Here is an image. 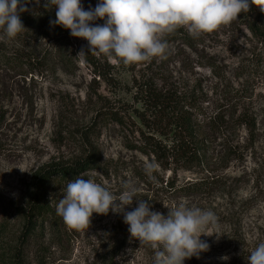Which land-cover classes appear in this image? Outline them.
<instances>
[{
  "label": "rangeland",
  "instance_id": "rangeland-1",
  "mask_svg": "<svg viewBox=\"0 0 264 264\" xmlns=\"http://www.w3.org/2000/svg\"><path fill=\"white\" fill-rule=\"evenodd\" d=\"M99 2L81 0L85 10ZM19 15L25 28L15 38H7L0 29L4 55L0 53V258L4 254L7 264L14 259L20 264H41V258L46 264H104L110 244L126 230L127 245L113 264H154V250L131 237L123 213H93L89 227L79 231L69 229L58 216L57 226L47 221L43 229L24 239L25 221L19 209L33 174L49 163L92 153L99 165L79 176L106 185L117 196L124 181L132 180L140 188L126 211L134 210L143 199L151 210L165 216L169 209L164 203L171 206L181 201L216 214L218 228L207 231H218L220 238L202 235L210 250L199 258H186L184 264H249L245 257L264 242L263 136L245 149L243 159L215 170L220 186L208 192L179 189L205 175L200 167L174 171L172 163L166 166L154 155L131 147L139 144L143 132H152L139 117L143 111L140 84L152 80L181 92H198L210 85L213 63L225 67L230 77L243 71L242 81L248 77L247 70L241 69L248 30L237 19L195 37L181 27L165 35L168 46L161 55L125 65L115 57L109 62L104 54L88 52L87 40L71 36L69 29H64V45L56 47L37 21L31 24L23 12ZM91 23L102 25L105 20ZM82 48L88 53L78 55ZM258 71L252 77L256 85L252 100L263 131L264 69ZM101 110L117 113L122 122L102 119ZM247 138L243 128L238 139L245 147ZM145 162L157 165L154 180L146 174ZM63 189L60 186L50 193L55 211Z\"/></svg>",
  "mask_w": 264,
  "mask_h": 264
},
{
  "label": "clouds",
  "instance_id": "clouds-1",
  "mask_svg": "<svg viewBox=\"0 0 264 264\" xmlns=\"http://www.w3.org/2000/svg\"><path fill=\"white\" fill-rule=\"evenodd\" d=\"M35 2L40 5L41 0ZM253 4L264 12V0H100L88 10L81 0H45L42 7H55L56 18L50 25H60L69 29L71 36L87 40L88 52L104 54L109 62L115 57L130 65L161 55L168 46L165 35L178 28L183 27L194 37L212 32L240 13H247ZM25 11L29 9L26 4L21 6V0H0V29L7 38H15L25 28L19 15ZM98 19L105 23H91ZM88 52L82 48L78 55ZM156 168L154 162H145L150 179L154 180ZM82 177L67 183L56 205L57 215L71 230L89 227L93 213H123L131 237L138 239L140 246L154 250V264H184L186 258H199L200 253L210 250L201 236H221L218 231H207L209 227L218 228V218L211 210L190 207L184 201L171 206L164 203L169 209L165 216L140 199L134 210L126 211L125 206L140 192L132 180L123 182V191L117 196L106 185ZM249 253L245 257L249 264H264V242Z\"/></svg>",
  "mask_w": 264,
  "mask_h": 264
},
{
  "label": "trees",
  "instance_id": "trees-1",
  "mask_svg": "<svg viewBox=\"0 0 264 264\" xmlns=\"http://www.w3.org/2000/svg\"><path fill=\"white\" fill-rule=\"evenodd\" d=\"M21 4H26L29 9L23 12L24 19L31 24L37 21L45 37L52 39L56 47H62L65 28L50 25V20L56 18V10L44 9L35 0H21ZM237 21L250 34L241 66V69L247 70V78L239 81L243 71L230 77L225 67L213 63L210 65L213 76L210 85L198 92L194 89L181 92L178 87L152 80L140 84L143 111L139 117L145 126L152 128V132H143L139 144L131 147L146 155H154L166 166L172 163L174 171L200 167L205 173L201 179L179 189L208 192L219 187L220 176L215 170L228 166L233 159H243L246 150L254 147L260 136L264 137L252 100L256 89L253 76L260 68L264 69V12L253 4L247 13L239 14ZM99 114L102 119L113 118L122 122V117L115 112L101 110ZM243 128L248 132L246 147L238 139ZM98 165L99 158L89 153L74 161L52 162L39 168L28 184L26 200L19 209L25 221L24 239L33 231L43 229L47 221L57 226L60 218L51 206L50 193ZM175 188L178 190L177 186ZM123 231L122 238L110 244V257L104 258V264H113L116 255L126 247L127 233ZM40 263L46 264L44 258L40 259ZM0 264H7L4 254ZM12 264L20 263L14 259Z\"/></svg>",
  "mask_w": 264,
  "mask_h": 264
}]
</instances>
